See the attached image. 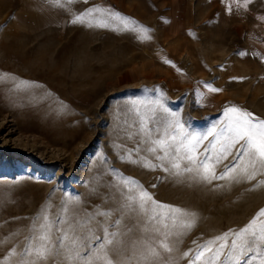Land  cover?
Segmentation results:
<instances>
[{"label": "rangeland", "instance_id": "1", "mask_svg": "<svg viewBox=\"0 0 264 264\" xmlns=\"http://www.w3.org/2000/svg\"><path fill=\"white\" fill-rule=\"evenodd\" d=\"M219 1L235 4L0 0V51L23 59L9 77L31 93L30 113L49 130L37 141L21 132L24 116L0 112V131L6 127L0 134V264L35 260V251L24 252L30 244L39 246L34 237L45 216L53 221L52 240L59 247L61 229L69 223L110 212L96 216L90 227L101 240V225L121 233L123 246L111 252L116 264H192L202 245L227 233L228 247L218 262L223 264L234 233L253 220L264 222V163L238 155L243 141L221 156L231 136L226 109L235 106L264 120L261 54L244 63L240 36L235 37L239 30L227 22L241 13V0ZM205 135L199 143L191 141ZM161 138L171 144L163 160L158 157L165 151L155 143ZM207 155L215 177L205 179ZM177 161L182 175H174ZM188 167L193 171H183ZM142 192L152 197L143 210L138 200H128ZM101 240L85 239L83 254ZM56 247L39 264H69ZM149 247L159 252L158 259L142 258ZM211 256L206 253L197 264Z\"/></svg>", "mask_w": 264, "mask_h": 264}, {"label": "snow or ice", "instance_id": "2", "mask_svg": "<svg viewBox=\"0 0 264 264\" xmlns=\"http://www.w3.org/2000/svg\"><path fill=\"white\" fill-rule=\"evenodd\" d=\"M80 19L81 17H77V20ZM144 31L146 32L148 30L144 29ZM211 90L218 91V89ZM225 115L229 118L227 131L231 133V136L225 137L227 143L221 148V156L226 158L227 155L230 154V149L243 141V144H241V152L238 153V155L241 158L244 155H249L250 157H255L261 163H264V120H259L258 118H255L252 113L235 106L226 109ZM206 135L204 137L192 136L191 141L199 143L200 140L206 138ZM176 139V136L170 137L172 143H174ZM155 143L165 151V155L158 157V159H165L168 155L167 149L171 146L169 139L161 138L160 140L155 141ZM180 144L181 146H184L183 139H181ZM214 149L215 145H212V150ZM179 150L180 148L177 147L176 151L179 152ZM188 150L194 152L195 144L190 143ZM150 151H156V149L153 148L150 149ZM185 159L192 163H196L194 155H187ZM209 160L210 155H207L202 162L203 178L205 179H207L209 175L215 177V172L209 168ZM237 166L238 165H234L232 168L228 169V172L224 175L227 176L228 173L234 171ZM172 168L176 170L174 175H182L181 164L178 161L172 163ZM183 171L192 172L193 168H184ZM220 178H224V176H221ZM131 183L136 182L131 181ZM128 200H138L139 206L141 210H143L145 202L151 201L152 197L147 192H142L138 197L129 196ZM130 206V204H126L124 207ZM162 207L171 208V206ZM173 211L187 215V213H183V210L179 208L173 209ZM62 212L67 216L68 210L66 207L62 209ZM110 215V212L89 213L85 220H77L74 225L69 223L67 229H61L59 247H56L52 240L51 229L53 221L50 220L49 216H45V223L40 226L41 234L38 237H34V239L39 240V246L33 249L30 244L24 252L25 256H29L35 251V260L31 262L22 261V264H39L41 260L47 259L52 254L54 247H56V255L59 256L63 253L64 259L67 260L69 264H81V262L82 264H116L111 257V252L116 249L117 245L123 246V242L119 239L121 233L118 231H109L107 226L101 225L105 233L101 240V237L95 236V230L90 227L91 222L96 219V216H104L107 218ZM191 215L194 216L195 214L192 213ZM260 216H264V210L261 211ZM59 219H64V217L62 216ZM118 224L119 222H117V225ZM187 226L191 227V223ZM78 229H86L83 236L76 234ZM234 235L236 236V240L233 241L231 245L232 251H230L225 257L223 264H253L256 260H258V264H264V250L261 249V244H264V222L257 224V221L253 220L245 229L241 230L239 233H234ZM85 239L89 240V242L92 239L101 240V243L98 244L95 249L89 247L88 253L83 254V241ZM227 240L228 234L225 233L223 236L216 237L214 240L202 245L195 260L192 261V264H197L198 261H201L206 253H212L207 264H218L225 248L228 247ZM217 242H220L219 246L213 252V245L217 244ZM162 247L167 252L172 251L167 243H163ZM147 251L148 255L142 257L145 261L158 259L160 256L159 252L151 247H149ZM249 253H252V255L248 256ZM185 255H188V253ZM245 256H248V260H243V257ZM120 264H130V262L123 261L120 262Z\"/></svg>", "mask_w": 264, "mask_h": 264}, {"label": "crops", "instance_id": "3", "mask_svg": "<svg viewBox=\"0 0 264 264\" xmlns=\"http://www.w3.org/2000/svg\"><path fill=\"white\" fill-rule=\"evenodd\" d=\"M231 1L219 0H191L192 6H208L216 5L225 6L233 5ZM241 13L235 18L229 19L227 22L233 31L239 30L235 37L240 38L241 54L245 64L254 63L257 58L259 63L264 67V0H241L239 3ZM243 33V34H242ZM239 34V35H238ZM255 55V56H254ZM254 59V61H253ZM263 69V68H262ZM264 80V79H263Z\"/></svg>", "mask_w": 264, "mask_h": 264}, {"label": "bare ground", "instance_id": "4", "mask_svg": "<svg viewBox=\"0 0 264 264\" xmlns=\"http://www.w3.org/2000/svg\"><path fill=\"white\" fill-rule=\"evenodd\" d=\"M21 65H23V59H21L19 55H12L8 52L0 51V112L11 110L13 113H19L24 116L25 127L21 129V132L24 135H27L26 133H31L37 141H39L38 139L48 134L49 130L42 128L40 126V119H37L30 113L31 106L29 104V99L32 96L31 93H27L22 88L20 89L19 86L13 84L15 80L10 78L8 74L9 70ZM6 74H8V77ZM4 127H2L0 134L3 133V130L6 128Z\"/></svg>", "mask_w": 264, "mask_h": 264}, {"label": "built area", "instance_id": "5", "mask_svg": "<svg viewBox=\"0 0 264 264\" xmlns=\"http://www.w3.org/2000/svg\"><path fill=\"white\" fill-rule=\"evenodd\" d=\"M262 77H263V79H264V67H263Z\"/></svg>", "mask_w": 264, "mask_h": 264}]
</instances>
